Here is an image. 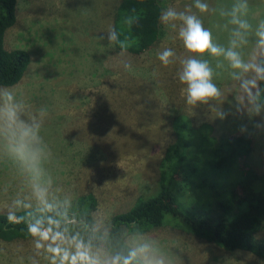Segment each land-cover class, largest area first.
<instances>
[{"label":"rangeland","instance_id":"1","mask_svg":"<svg viewBox=\"0 0 264 264\" xmlns=\"http://www.w3.org/2000/svg\"><path fill=\"white\" fill-rule=\"evenodd\" d=\"M116 2L16 0L2 44L25 49L31 60L19 82L0 86V212L64 204L92 191L98 198L94 225L104 229L109 216L137 196L153 209L165 207L157 164L175 137L177 115L191 127L204 124L196 142L248 136L249 164L264 168V115L254 101L264 77V0H199L205 11L197 0H161L162 13L195 16L213 44L238 54L235 64L223 53L189 51L179 35L181 19L160 20V42L143 55L116 54L108 39ZM165 49L174 53L167 65L158 58ZM188 59L207 62L218 96L187 103L180 75ZM185 171L181 166L177 175ZM225 186L187 188L177 204L198 199L203 209L206 203L214 208V192L227 191L238 202L250 191L243 177ZM168 217L144 233L125 235L145 264H264L246 250L217 245L202 218L191 229ZM256 237L264 238V226ZM0 264L118 263L102 246H81L43 230L25 239L0 238Z\"/></svg>","mask_w":264,"mask_h":264},{"label":"trees","instance_id":"2","mask_svg":"<svg viewBox=\"0 0 264 264\" xmlns=\"http://www.w3.org/2000/svg\"><path fill=\"white\" fill-rule=\"evenodd\" d=\"M15 2L0 0V86L19 82L31 60L23 48H3V33L15 21ZM161 14V0H117L111 23L116 32L112 40L115 53L141 56L156 47L161 37ZM254 101L264 115V77L257 83ZM203 126L191 127L183 115L172 120L175 137L157 164L158 186L168 197L165 207L153 209L137 196L127 209L111 214L102 229L94 225L93 218L98 198L94 192L84 191L64 204L24 207L12 214L0 212V238L25 239L47 230L81 246H102L118 264H145L125 235L141 234L164 224L166 214L191 229L194 221L202 218L217 245L228 251L246 250L264 259V238L256 237L264 226V168L258 172L249 164L251 139L233 134L208 145L194 141L196 135L204 134ZM181 166H186L183 177L177 175ZM238 177H243L250 189L238 202L231 199L229 192L221 191L212 193L214 208L206 203L203 209L198 199L187 206L177 204V195L187 188L207 186L213 191L226 185V189Z\"/></svg>","mask_w":264,"mask_h":264},{"label":"clouds","instance_id":"3","mask_svg":"<svg viewBox=\"0 0 264 264\" xmlns=\"http://www.w3.org/2000/svg\"><path fill=\"white\" fill-rule=\"evenodd\" d=\"M196 6L201 11H205L207 8L199 0H197ZM169 19L183 20L185 27L180 30L179 35L189 51L201 54L209 52L212 55H220L223 53L228 59L233 60L234 64L238 63V54L231 50L225 53L222 48L213 44L211 33L202 26V23L195 16L177 13L172 9H168L162 13L161 20L168 21ZM108 39L109 41L116 39V32L114 30H109ZM173 55L174 53L171 49H165L162 53H159L158 58L167 65L170 63L169 58ZM125 67L128 68L130 65L125 64ZM211 77L212 71L207 62L197 59H188L184 62V69L180 75V81L187 85L188 104H195L197 101L206 102L208 98L219 95V89L212 82Z\"/></svg>","mask_w":264,"mask_h":264}]
</instances>
